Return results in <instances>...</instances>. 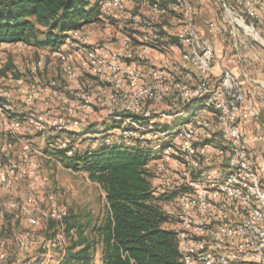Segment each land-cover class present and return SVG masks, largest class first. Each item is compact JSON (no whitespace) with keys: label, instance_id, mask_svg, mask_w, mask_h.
Listing matches in <instances>:
<instances>
[{"label":"built area","instance_id":"2783aa9c","mask_svg":"<svg viewBox=\"0 0 264 264\" xmlns=\"http://www.w3.org/2000/svg\"><path fill=\"white\" fill-rule=\"evenodd\" d=\"M126 1L105 0L101 6V20L124 31L120 48L93 43L84 28L69 32L57 47L47 48L63 63L64 82L39 81V73L47 67L44 58L33 65L29 75L12 71L0 77V116L10 121L3 135L6 147H20V156L28 164L25 174L33 179L31 188L38 189L41 179L33 157L40 152L27 137L37 135L36 139L45 141L56 136L60 148L70 150L67 134L85 131L88 125L79 116L70 119L52 111H36L37 106L52 110L53 98L61 97L70 104V84L82 76L81 69L72 64L77 61L86 75L81 88L85 90L89 84L100 90L101 84H110L107 116L118 123L114 130L123 135L120 144L140 141L153 145L157 158L152 161L160 163L152 174L161 182L154 188L174 194L162 208L175 221L182 263L264 264V170L253 159L246 138L255 112L247 102L244 86L229 70L213 78L215 48L200 31L196 5L191 0H137L133 10ZM230 1L234 8L224 0V9L235 21H241L243 28L264 26L263 0ZM214 27L210 23L209 30ZM129 29H140L146 45L140 46ZM3 44L28 48L23 43ZM140 47L161 55L159 64L146 72L133 63ZM11 92L17 94L15 102L31 112L15 111ZM83 94L84 107H88L91 97ZM97 103L105 105L103 99ZM187 114V121L175 129L156 126L157 118L171 120ZM72 154L70 150L68 155ZM16 170L18 166L12 162L6 171L0 166V182L9 184L8 176ZM53 199L48 196V200ZM6 204L9 209L20 210L32 226L38 224V215L60 223L67 217L55 207L42 210L36 194ZM3 219L0 212V228ZM60 233L57 237L62 240L64 233ZM48 244L55 247L56 241L51 238ZM30 245L31 235L24 234L22 249L28 250Z\"/></svg>","mask_w":264,"mask_h":264},{"label":"trees","instance_id":"16d2710c","mask_svg":"<svg viewBox=\"0 0 264 264\" xmlns=\"http://www.w3.org/2000/svg\"><path fill=\"white\" fill-rule=\"evenodd\" d=\"M104 1L0 0V44L55 48L69 32L100 23ZM227 4L234 8L230 0ZM259 26L264 36V26ZM51 145L65 168L86 173L105 193L103 216L81 217L72 211L62 223L49 221L53 236L63 232L70 238L59 264H183L175 221L162 208L174 194L153 186L149 164L157 153L151 145L103 140L96 148L71 145V156L70 150Z\"/></svg>","mask_w":264,"mask_h":264},{"label":"rangeland","instance_id":"374dc122","mask_svg":"<svg viewBox=\"0 0 264 264\" xmlns=\"http://www.w3.org/2000/svg\"><path fill=\"white\" fill-rule=\"evenodd\" d=\"M191 1L196 5L195 0ZM126 2L130 9L133 10L136 8L137 0H127ZM222 12L227 20L231 22V27L236 31L235 34H229V40H231L232 45L235 36L237 38L239 34L245 33V37L251 40L253 45H259L264 54V36L262 35L261 26L257 25L255 30H247L243 28L241 21H235L234 16H231L226 10H220L218 16H220ZM198 16L199 12L197 9V20ZM203 18L206 19L207 17L204 15ZM213 23L215 25L213 31H215L217 18H215ZM246 25H248V23H246ZM84 29L93 43L98 45H112L113 47L120 48L119 41L124 31L117 25H112L102 20L100 23L88 25ZM128 32L132 34L133 39L140 46L146 45L147 41L140 29H129ZM209 39L212 41L211 38ZM234 49L236 50V48ZM41 58L45 59L47 67L45 71L39 73V81L44 82L45 80L54 79L64 82L61 75L63 63H61L59 57L54 55V53L47 48L39 49L34 46H28V48L24 46L7 47L4 44H0V77L6 72L12 71H22L26 75H29L33 65ZM160 58L161 55L157 50L145 51L143 47H140L138 55L135 56V61L133 63H135L136 69L146 72L157 66ZM122 59L126 64H132V61H127L125 58ZM175 61V59L172 60L173 63H176ZM72 64L77 69H81L80 73H82V76L80 75L77 83L70 84L72 87V90L68 91L70 104L63 102L61 97L53 98L52 110L47 111L44 107L37 106L36 111L40 114L52 111L56 115H64L70 119H75V117L78 116L85 119L88 124L85 131L83 129V131L77 130L71 132L79 135L78 138L71 139L69 134H67L69 147L73 145L74 149L83 150L88 147L96 148L103 140L109 143H120L123 135L121 132L114 130L116 122L108 119L107 116L110 110V104L106 102L111 94L110 84H108V86L101 84L99 86V88H101L100 90L98 86H91L88 84L84 90L80 85L82 82H85V78L83 77H86V75L82 67H80L79 62L72 61ZM61 86L63 87L64 85L61 84ZM83 91L87 96L91 97L92 100V104L88 105V107H84ZM11 96V101L15 102L17 94L11 92ZM99 99H103L105 105L102 106L100 103H97ZM15 103V111L21 113L31 112L30 110L22 108L19 102ZM188 118L189 114L171 120L161 117L157 118L155 123L158 128H163L164 130L166 128L175 129L185 123ZM9 122L8 119L0 116V166L1 169L6 171L9 163L12 162L18 166V170L8 176L9 184L0 182V212L4 214V219L0 228V257L3 255L5 256L3 260L0 259V264H59L66 254V248L70 244V238L65 234H63L62 240L57 236H53L56 231L54 226H51L49 221L42 220L40 215L37 216L39 220L38 224L32 226L28 218L24 216L20 210L9 209L6 203L12 199L17 201V199H25L30 195L36 194L39 198L42 210L55 207L58 210L65 211L67 215L73 211L76 214H80L81 217L89 216L96 219L103 216L105 212V193L98 184L89 179L86 173L67 169L60 160L55 158L52 154L55 152V148L51 144L55 142V146L60 148V143H56V136H51L44 141L42 139H36L37 135H29L26 140L34 141L36 150L40 152V154L35 155L33 158L38 163V177L41 179V185L38 189L33 190L31 188L33 179L25 174L28 172V164L22 156H20V147L18 145L11 148L6 147V140L3 135ZM62 139L61 142H63ZM124 143L128 145L129 141ZM147 144L151 145V147L153 146L150 142ZM4 154L8 155V157H5ZM159 163L160 162H150L152 166L149 167L151 168V172ZM19 171L22 172L20 173ZM160 183V181L153 178L154 187L159 188ZM161 191L163 190L160 188L159 192ZM49 195L54 197L52 201L48 200ZM27 233L31 235V245L28 250H24L21 247V238ZM51 238L56 241L55 247L48 244Z\"/></svg>","mask_w":264,"mask_h":264},{"label":"crops","instance_id":"0c3cea01","mask_svg":"<svg viewBox=\"0 0 264 264\" xmlns=\"http://www.w3.org/2000/svg\"><path fill=\"white\" fill-rule=\"evenodd\" d=\"M224 0H195L199 12L198 27L203 35L212 39L216 57L213 63V78H219L225 70L231 71L246 91L247 102L255 114L248 122L246 138L258 167L264 170V54L259 45H253L246 35L234 37L232 45L229 34L236 31L231 27L223 12ZM207 18H203V16ZM217 18L216 29L209 31V24ZM256 46V47H254ZM236 48V50L234 49Z\"/></svg>","mask_w":264,"mask_h":264}]
</instances>
